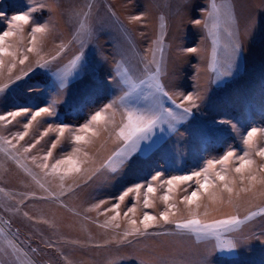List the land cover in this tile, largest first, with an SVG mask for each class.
Returning a JSON list of instances; mask_svg holds the SVG:
<instances>
[{"label": "rangeland", "instance_id": "obj_1", "mask_svg": "<svg viewBox=\"0 0 264 264\" xmlns=\"http://www.w3.org/2000/svg\"><path fill=\"white\" fill-rule=\"evenodd\" d=\"M211 2L0 0V11L5 13L0 17V32L8 30V20L13 15L39 4H44L45 8L32 13L33 21L47 23L52 28L49 34H36L35 47L39 56L35 51L25 53V48L32 47L31 23L22 25L17 37L9 38L8 43H15L19 51L17 58L5 56L4 67L0 69V85H10L0 93V114L21 107L35 111L38 107H46L53 98L58 101L56 116L37 117L28 129L24 126L30 116H18L11 123L0 121V264H109L117 256L127 257L117 264H140L134 257L146 261L151 258L153 264H264V238L261 237L264 215L261 214L235 226L231 232L221 229L219 236L209 234L201 240H197L194 233L160 221L149 229L150 233L159 235L133 236L127 238L132 241L131 244L125 241L121 246L118 243L129 227L124 213L133 202L136 203V213L134 217L129 213V217L138 223L143 212L158 216L171 204H176L181 210L177 213L178 217L186 218L188 213L182 199L195 189L194 182L174 186L167 203L162 199L167 185L153 182L157 191L149 198L154 207L144 208L146 189L142 188L138 201L135 194L130 193L120 202V216L109 227L101 226L115 215V211L105 212V209H110L127 188L151 182V176L156 172L163 173L161 180H167L172 176L199 171L208 161L220 160L229 151L240 156L248 150L243 140L253 127L261 132L254 138L257 147L252 151L264 146V12L260 13L264 9V0H216L218 5L231 6L234 20L222 23L215 37L203 24L192 23L194 19H200L211 25L207 15L211 11ZM259 14L261 24L257 23L252 30L248 27V20L253 16L259 19ZM131 16H141V19L130 21ZM81 23L91 28L90 36L78 35ZM158 38L163 53L157 51V44L154 43ZM81 40L85 42L83 51L88 62L87 74L70 77L67 88L59 89L54 73L58 68L64 69L69 65V61L81 50ZM236 40L240 41L241 49L233 55L231 46ZM62 44L65 47L60 51ZM189 47L198 51L188 53L185 50ZM58 51L60 55L51 61ZM25 54L29 59L20 64L19 60ZM153 56L156 60L163 59L164 75L160 79L176 104L181 102L178 93L199 92L204 96L203 102H198L199 108H194L193 114L186 120L177 122L176 131L169 130L167 124L163 133L157 129L154 139L159 141V147L147 154L143 151L136 154L116 173L105 170L87 182L84 174L71 173L65 177L62 188V172L45 176V171L51 172V165L57 159L70 155L77 147L71 141L69 132L65 131L64 136L59 138L56 148L52 149V156L46 161L43 157L56 141L58 132L49 131L27 153L23 149L40 139L49 125L53 128L68 125L71 129H79L96 111L122 95L125 86L121 77L116 75L118 63L122 62L134 78L143 79L154 70L155 65L151 63ZM37 59L41 63L51 62L47 68H37ZM13 63L15 67H12ZM30 67L34 71L24 77ZM229 71L230 75H224ZM17 76L23 78L16 81ZM99 99L104 103L91 111L85 122L69 120V116L83 112L90 102ZM140 103L142 106L144 102ZM164 103L165 107L182 112L171 101L165 99ZM185 107H190L186 101ZM121 118L122 110L118 109L117 123ZM221 120L229 123H218ZM193 128L198 129L196 135L190 134ZM25 131L27 135L24 139L18 140L17 134ZM226 144H229V149L222 157H206L208 150L217 151ZM120 146L115 132L111 136L104 134L91 148L82 146V150L89 152L93 160L85 167L99 168ZM236 156L229 158V169L234 170L237 166ZM249 158L255 159L258 166L264 163L259 156L250 155ZM42 163H47L49 169H41L39 165ZM221 167L217 164L214 171H220ZM246 186L247 181L238 182V188ZM261 191L264 189L257 186L254 192L241 193L235 199V207L227 202V193L222 205L203 201L199 215L211 221L225 219L229 215H238L243 219L250 212L259 213L258 206H264L258 195ZM100 201L107 203L96 208ZM204 204L208 206L204 207ZM116 224L119 228L115 227ZM228 241L238 242L239 247L232 253L217 250L219 244Z\"/></svg>", "mask_w": 264, "mask_h": 264}, {"label": "snow or ice", "instance_id": "obj_2", "mask_svg": "<svg viewBox=\"0 0 264 264\" xmlns=\"http://www.w3.org/2000/svg\"><path fill=\"white\" fill-rule=\"evenodd\" d=\"M45 8L44 4H39L38 6H29L27 11L20 14L13 15L10 20H8L7 28L8 30L0 32V69L4 67L5 56L12 58H17V52L19 49L16 47L15 43H8L9 38L17 37V34L22 31V25L32 24L31 27V44L32 47L25 48V53H30L35 51L39 56V50L36 46V34L39 33L42 36L49 34L52 28L49 24H39L33 21L32 13ZM264 12V9L260 11ZM5 13L0 11V17H3ZM208 17L211 19L212 23L209 26L208 23L203 22L200 19H194L192 23L196 25L203 24L204 27L209 29V34H217V30L220 28L222 23H228L234 20V14L232 12L230 5H218L216 0L211 2V11L208 12ZM141 16H131L130 21H138ZM257 23L261 24V17L259 14V19L256 16L250 17L248 20V27L252 30L255 29ZM78 35H91V28L81 23L78 29ZM229 35H233L229 32ZM22 41V37H20ZM154 43L157 44V51L163 53V48L159 47L161 40L158 38ZM85 42L81 40V50L78 51L73 59L69 61V65L64 69H57L54 73L56 80L58 82L59 89H65L68 86L69 78L73 76H80L81 74H87V60L85 58V53L83 51ZM65 45L60 46V51L64 50ZM233 55L237 54L241 49V43L236 40L231 46ZM188 53H196L197 48L189 47L185 50ZM60 55L58 51L55 56L51 57V61H55ZM213 56L215 57V49H213ZM29 59L28 55L25 54L22 59L19 60L20 64H24L25 61ZM51 61H45L41 63L39 59L35 61L37 68H47ZM155 65L154 70L147 73L146 77L143 79L134 78L133 75L129 74V69L123 67V63H118L116 65L117 72L116 75L121 77V82L125 86L122 90V95L114 99L111 103L105 105L101 110L96 111L87 123L83 124L79 129H71L68 125H58L53 128L51 125L40 135V139L34 140L27 147L23 149L25 153L29 152L36 144L40 143V140L44 136L48 135L49 131L58 132V137L55 142L51 144V148L46 152L43 159L46 161L52 156V149H55L59 138L63 137L65 131L70 134V139L74 142L77 147L73 148L70 155L65 156L63 159H57L54 164L51 165V172L45 171V176L56 174L57 172H62L60 175V187H63V181L68 174H84L86 176V181L94 179L96 176L100 175L103 171H108L110 173H116L120 169L124 168L130 160L136 157V154L144 152L147 154L154 148L159 147V141L154 139L157 133V129L161 133L164 132V125L167 124L169 130L176 131V123L182 120H186L190 115L193 114L194 108H199L200 104L198 102H203L204 96L197 93H178L181 97V102L176 104V101L172 98L169 92L166 90V85L161 81L160 77L164 75L165 65L163 59L156 60L155 56L151 61ZM231 63H229V68H231ZM15 67V64H12ZM147 68V65H145ZM123 68V71L121 69ZM34 71L31 67L27 72L23 74L27 77L30 72ZM2 74V73H0ZM231 72H225L224 75H230ZM23 77L17 76L16 81L21 80ZM16 81H11L15 83ZM10 85H0V93H3ZM165 99L171 101L176 108L182 109V112H176L172 107H165ZM141 101L143 105L141 106ZM185 101L190 105V107H185ZM57 99L53 98L52 101L46 107H38L33 111L27 107H21L15 111H9L4 114H0V121H5L6 123H11L18 116H30L28 123L25 124V129L32 126V121H35L37 117H53L56 116V105ZM115 106V107H114ZM122 110V118L119 123H117L115 117L117 110ZM11 118V119H10ZM218 123H229L227 121H219ZM115 132L116 139L121 142V146L109 155L105 162L102 163L99 168H89L85 165H90L93 163L92 157L89 156V152L83 151L82 146H88L91 148L92 145L100 141L104 134L109 136ZM198 129L193 128L190 131L191 135H196ZM261 132L260 129L255 127L251 128L243 143L247 146L248 150L240 156H236L235 152L229 151L220 160L208 161L206 166L199 171H193L187 175L172 176L167 180H161L163 173L156 172L151 176V182L145 184H136L134 187H129L125 190L118 198L115 204H112L110 209H105V212L115 211V215L111 216L109 220L105 221L102 227H109L112 221H115L117 217L120 216L118 211L120 208V202L124 201L130 193H134L136 200L140 199L139 193L142 188L146 189V195L143 200L144 208L154 207V203L150 200V195L157 191V187L153 182L160 181L161 186L167 185V191L163 195L162 199L167 203L170 199L169 193L173 192L174 186L184 183V182H194L196 187L188 195H185L182 199V203L185 205L186 211L188 213L186 218L181 219L177 216L181 210L176 206V204L168 205L161 211L159 215H152L150 212H143L142 219L137 222L136 219L129 217V213L135 216L136 213V203L133 202L131 206L127 208L124 216L128 220V229L123 233V240L118 241V243L123 246L126 241L131 244L132 241L127 240L128 237H144L152 234L159 235L160 233H150L149 229L158 225L160 221L165 223L174 224L176 229L186 230L188 232L194 233L197 240L204 239L207 235H220V230L231 232L235 226L243 224L245 221L250 220L252 217L261 214L264 215V206H258L260 208L259 213L253 211L250 212L243 219L238 215H229L225 219H213L211 221H206L202 219L199 215V209L202 206L203 201H207L211 204L222 205L225 201V193H227V202L234 207L235 199L239 198L241 193L254 192L257 186L264 189V163L257 165L255 159L249 158L250 155L259 156L264 159V146H260L257 151H252L257 147L254 138L257 134ZM27 135V131L17 134L18 140H23ZM163 139V137H161ZM11 143V141H8ZM82 153V158H81ZM236 156L238 161L237 166L233 169L227 167L229 158ZM32 160L35 161L36 157L33 156ZM221 165L220 171H214L215 166ZM61 166H64L63 169ZM21 167L24 165L21 164ZM41 169H49L47 163H42L39 165ZM25 171L32 175L31 171L25 168ZM35 179V177H33ZM247 181L246 187L238 188V182L243 183ZM39 183V181H37ZM40 187H44L43 184ZM53 198L55 194L53 193ZM262 198V204H264V191L258 194ZM46 198V197H42ZM107 203V201H100L99 204L95 205L99 208L101 205ZM207 207V204L203 205ZM28 216V213H24ZM207 216V212H205ZM32 219L31 217H29ZM46 222V221H45ZM115 227L119 228V224ZM167 234V233H165ZM261 237L264 238V232L261 233ZM52 245H49L51 247ZM239 247L238 242L228 241L226 244L221 243L217 246V250L220 252H234L235 249ZM136 258L140 264H153L151 258L147 261L140 258ZM127 259V257H114L109 261V264H117L118 261ZM206 264V262H204Z\"/></svg>", "mask_w": 264, "mask_h": 264}, {"label": "trees", "instance_id": "obj_3", "mask_svg": "<svg viewBox=\"0 0 264 264\" xmlns=\"http://www.w3.org/2000/svg\"><path fill=\"white\" fill-rule=\"evenodd\" d=\"M12 11V10H11ZM104 103V100L102 99H99V100H95L93 102H90L86 107H85V112H77L71 116H69V120H72V121H75V122H78V123H83L87 120V116L91 113V111L93 110H96L98 109L101 104ZM229 144H226L223 146V148L217 150V151H210L208 150L207 154H206V157L208 158H220L222 157L226 152L227 150L229 149Z\"/></svg>", "mask_w": 264, "mask_h": 264}]
</instances>
